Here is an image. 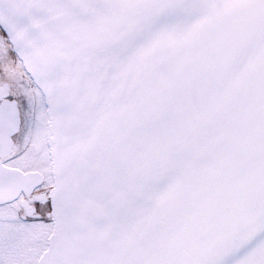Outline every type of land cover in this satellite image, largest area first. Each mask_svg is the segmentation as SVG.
Returning <instances> with one entry per match:
<instances>
[{"label":"snow or ice","instance_id":"6c2138e0","mask_svg":"<svg viewBox=\"0 0 264 264\" xmlns=\"http://www.w3.org/2000/svg\"><path fill=\"white\" fill-rule=\"evenodd\" d=\"M0 264H264V0H0Z\"/></svg>","mask_w":264,"mask_h":264}]
</instances>
